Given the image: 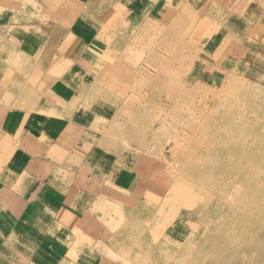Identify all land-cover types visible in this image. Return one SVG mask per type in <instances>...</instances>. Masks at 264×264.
<instances>
[{
  "label": "rangeland",
  "instance_id": "obj_1",
  "mask_svg": "<svg viewBox=\"0 0 264 264\" xmlns=\"http://www.w3.org/2000/svg\"><path fill=\"white\" fill-rule=\"evenodd\" d=\"M116 1L95 26L105 44L93 69L78 77L73 106L80 121L91 116L75 137L82 148H61L73 164L60 175L74 172V202L87 206L77 242L108 264H264V22L242 17L231 35L222 20L239 6L183 0L145 17L133 6L150 0H131L132 23L118 19ZM52 24H42L43 72L70 19ZM105 158L133 174V187L113 182Z\"/></svg>",
  "mask_w": 264,
  "mask_h": 264
},
{
  "label": "crops",
  "instance_id": "obj_2",
  "mask_svg": "<svg viewBox=\"0 0 264 264\" xmlns=\"http://www.w3.org/2000/svg\"><path fill=\"white\" fill-rule=\"evenodd\" d=\"M128 1H116V15L120 21L129 17L135 23L138 12L123 11ZM221 1L222 10L239 6L222 20V28L229 34L237 35L242 17L257 16L264 22V0ZM107 2L0 0V46L7 51L6 56L0 53V264H108L95 250L77 242V216L87 206L74 202L80 191L74 172L67 170L60 175L65 162L67 167L73 164L71 158L60 156L61 148H82L75 137L91 122L90 115L87 123L86 119L79 120L73 103L77 92L83 90L78 77L93 69L96 53L105 44L103 33L95 26L99 22L104 27V19L111 14ZM178 3L184 1L150 0L146 6L133 8L151 17L161 11L156 8L158 4L165 8ZM45 18L53 23L51 27L67 19L70 25L65 31V46L48 47L51 67L43 72ZM57 31L51 29L49 33L55 36ZM10 66L20 70L19 77L9 74ZM78 84L82 86L77 88ZM105 160L102 166L106 173L117 171L119 176L113 182L124 181L133 187L132 173L121 175L119 164H111V169ZM91 163L87 160L85 165ZM91 178V173L87 174L86 180ZM88 219L92 222V217Z\"/></svg>",
  "mask_w": 264,
  "mask_h": 264
},
{
  "label": "bare ground",
  "instance_id": "obj_3",
  "mask_svg": "<svg viewBox=\"0 0 264 264\" xmlns=\"http://www.w3.org/2000/svg\"><path fill=\"white\" fill-rule=\"evenodd\" d=\"M122 124H123V123H122ZM101 125H102V124H101ZM110 127H111V126H110ZM116 127H117V126H116ZM106 128H107V127H106ZM119 128H120V129H124V126H122V127L120 126ZM104 129H105V128H104ZM112 130H113V129H112ZM106 131H107V130H106ZM113 131H114V130H113ZM113 131H112V132H113ZM116 132H117V131H116ZM116 132H115V133H116ZM118 132H119V131H118ZM113 133H114V132H113ZM211 171H212V170H211ZM211 171H210V172H211ZM212 172H213V171H212ZM208 183H209V182H208ZM213 187H215V186H213ZM197 191H200V189H198ZM256 194H257V193H256ZM256 199H257V198H256ZM235 204H236V203H235ZM154 235H156V234L154 233ZM150 236H151V235H150ZM148 238H149V237H148ZM218 238H219V237H218ZM218 238H217V239H218ZM223 238H224V240H225V243L227 244L226 247H227V248H231V239H229V238H226V239H225V237H223ZM252 238H253V237H252ZM227 239H228V240H227ZM160 241H161V240H160ZM247 241H248V240H247ZM260 241H261V240H260ZM249 242H250V241H249ZM211 251H212V250H211ZM205 253H206V252H205ZM221 253H222V252H221ZM221 253H220V255H221ZM196 255H197V254H196ZM196 255H195V257H196ZM238 255H239L242 259H243V258H246V259H247V257L251 256L252 254L249 255V253L245 252L244 250H241V251L239 252ZM193 256H194V254H193ZM217 258H219V257H217ZM249 260H250V259H249ZM216 261H217V260H216ZM187 263H188V262H187ZM187 263H186V264H187ZM227 264H231V263H228V262H227Z\"/></svg>",
  "mask_w": 264,
  "mask_h": 264
}]
</instances>
